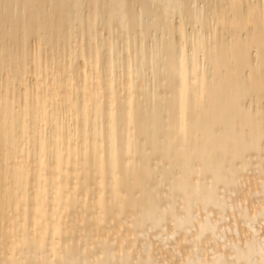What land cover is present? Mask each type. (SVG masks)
Returning a JSON list of instances; mask_svg holds the SVG:
<instances>
[{"label": "bare ground", "instance_id": "6f19581e", "mask_svg": "<svg viewBox=\"0 0 264 264\" xmlns=\"http://www.w3.org/2000/svg\"><path fill=\"white\" fill-rule=\"evenodd\" d=\"M0 264H264V0H0Z\"/></svg>", "mask_w": 264, "mask_h": 264}]
</instances>
